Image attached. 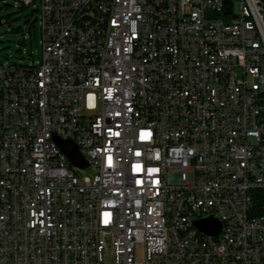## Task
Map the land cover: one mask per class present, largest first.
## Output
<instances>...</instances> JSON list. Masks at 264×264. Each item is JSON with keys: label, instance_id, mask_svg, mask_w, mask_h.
Wrapping results in <instances>:
<instances>
[{"label": "built area", "instance_id": "2783aa9c", "mask_svg": "<svg viewBox=\"0 0 264 264\" xmlns=\"http://www.w3.org/2000/svg\"><path fill=\"white\" fill-rule=\"evenodd\" d=\"M20 1L41 49L0 62V264H264V0Z\"/></svg>", "mask_w": 264, "mask_h": 264}, {"label": "rangeland", "instance_id": "374dc122", "mask_svg": "<svg viewBox=\"0 0 264 264\" xmlns=\"http://www.w3.org/2000/svg\"><path fill=\"white\" fill-rule=\"evenodd\" d=\"M8 3L11 6L7 9L3 8V4ZM20 1L15 0H0V62H9L13 61L16 63H28L32 60L38 59V53L41 49L40 44V26L38 21H35V37H31L29 41V33L26 29V26L22 24L23 19L17 21L12 20L10 25L3 23L4 16L11 13L14 14L18 7L20 6ZM32 7L28 8L31 9ZM20 26L22 28V33H14L11 31V27ZM240 71L238 69L237 74L239 75ZM92 170H86V176H92Z\"/></svg>", "mask_w": 264, "mask_h": 264}, {"label": "water", "instance_id": "95a60500", "mask_svg": "<svg viewBox=\"0 0 264 264\" xmlns=\"http://www.w3.org/2000/svg\"><path fill=\"white\" fill-rule=\"evenodd\" d=\"M224 3H229V0H224ZM36 13L37 8L29 9V16L22 21V24L26 26L28 31L37 20ZM225 13H229V7L226 8ZM52 138L62 153L65 155L69 163L81 168H88V163L85 157L81 154L78 146L73 140L61 139L55 135ZM193 223L199 231L211 236H216L222 230L220 221L214 216H206L202 219L194 220Z\"/></svg>", "mask_w": 264, "mask_h": 264}, {"label": "trees", "instance_id": "16d2710c", "mask_svg": "<svg viewBox=\"0 0 264 264\" xmlns=\"http://www.w3.org/2000/svg\"><path fill=\"white\" fill-rule=\"evenodd\" d=\"M15 1H20V0H15ZM21 2V1H20ZM11 5L8 3L3 4V8L7 9ZM28 8L25 4L21 2L20 6L18 7V10L14 13L16 15H12L11 13L6 14L4 16L3 23H6L7 25H10V22L12 20H21V19H26L29 15ZM1 23V21H0ZM11 31L14 33H22V28L20 26H15L11 27ZM29 33V41L31 40V37H35V26L32 25L30 30L28 31ZM0 54H2L0 50ZM33 59V57H32ZM13 62V61H11ZM16 63V62H14ZM18 64H25V63H18ZM262 205H264V189L261 188H256L252 190L251 192V205H250V210H249V217H256L259 216L262 212Z\"/></svg>", "mask_w": 264, "mask_h": 264}, {"label": "bare ground", "instance_id": "6f19581e", "mask_svg": "<svg viewBox=\"0 0 264 264\" xmlns=\"http://www.w3.org/2000/svg\"><path fill=\"white\" fill-rule=\"evenodd\" d=\"M165 7H172V0H165ZM206 216H212V215H203V217Z\"/></svg>", "mask_w": 264, "mask_h": 264}]
</instances>
